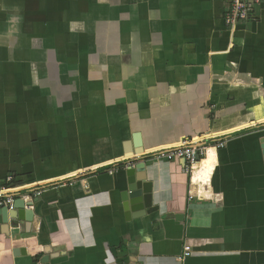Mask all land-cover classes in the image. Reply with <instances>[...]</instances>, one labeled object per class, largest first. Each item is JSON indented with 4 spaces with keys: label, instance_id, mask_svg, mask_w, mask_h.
Masks as SVG:
<instances>
[{
    "label": "crops",
    "instance_id": "crops-1",
    "mask_svg": "<svg viewBox=\"0 0 264 264\" xmlns=\"http://www.w3.org/2000/svg\"><path fill=\"white\" fill-rule=\"evenodd\" d=\"M225 10L0 0V188L41 192L30 222L0 214V264H176L185 247L184 264H264V1L233 27ZM184 141L199 165L214 150L208 177L158 157ZM138 163L143 212L122 200Z\"/></svg>",
    "mask_w": 264,
    "mask_h": 264
},
{
    "label": "built area",
    "instance_id": "built-area-1",
    "mask_svg": "<svg viewBox=\"0 0 264 264\" xmlns=\"http://www.w3.org/2000/svg\"><path fill=\"white\" fill-rule=\"evenodd\" d=\"M226 5L224 13V23L228 27H233L239 23L246 22L255 18V8L262 4L264 0H222ZM199 143L184 141L177 146L170 147L158 151V157L168 160H183L185 163V172L192 174L200 162L205 158L206 148L198 145ZM222 146V143L219 144ZM115 170H109L112 174ZM12 178L8 177L7 182H11ZM19 189L0 188V208H7L8 211L13 209L14 200L22 198L23 200L30 201L33 197H37L41 192L36 191L32 194H18ZM191 249L185 247L182 254L177 256L174 260L176 264H184V261L189 257Z\"/></svg>",
    "mask_w": 264,
    "mask_h": 264
},
{
    "label": "water",
    "instance_id": "water-1",
    "mask_svg": "<svg viewBox=\"0 0 264 264\" xmlns=\"http://www.w3.org/2000/svg\"><path fill=\"white\" fill-rule=\"evenodd\" d=\"M137 138V139H136ZM261 148L263 150L264 155V136L261 139ZM133 150L130 152L129 150L125 151V154H138L142 152V146L139 143L138 136L134 137V141L132 143ZM126 190L122 194V200L128 202L132 205V209L135 212H143L144 206L142 203V185L146 179L145 168L143 163H138L135 167H129L126 170ZM34 204L33 200L26 201L22 198H16L14 200L13 209L8 211L7 208H0V214L6 218L15 219H23L26 221H31L32 212H25L26 218H21L20 213L25 211V207H31ZM142 216L144 214H137V216Z\"/></svg>",
    "mask_w": 264,
    "mask_h": 264
},
{
    "label": "bare ground",
    "instance_id": "bare-ground-1",
    "mask_svg": "<svg viewBox=\"0 0 264 264\" xmlns=\"http://www.w3.org/2000/svg\"><path fill=\"white\" fill-rule=\"evenodd\" d=\"M212 151H214V150H210V149H208V151H207V158H206V160L204 161V163H203V165H198L199 167H197L198 169L196 170L195 169V172H194V179H196L197 178V176H198V174L200 173V171H199V169L201 168V167H203L204 169V171H203V175L205 176V177H208V175L207 174H209L208 172H210L211 171V167H212V165H211V152Z\"/></svg>",
    "mask_w": 264,
    "mask_h": 264
}]
</instances>
